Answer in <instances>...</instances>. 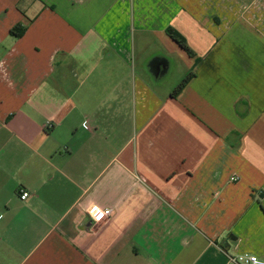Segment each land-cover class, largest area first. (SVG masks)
Returning a JSON list of instances; mask_svg holds the SVG:
<instances>
[{
  "label": "crops",
  "instance_id": "crops-1",
  "mask_svg": "<svg viewBox=\"0 0 264 264\" xmlns=\"http://www.w3.org/2000/svg\"><path fill=\"white\" fill-rule=\"evenodd\" d=\"M237 253L264 258V0H0V264Z\"/></svg>",
  "mask_w": 264,
  "mask_h": 264
},
{
  "label": "built area",
  "instance_id": "built-area-1",
  "mask_svg": "<svg viewBox=\"0 0 264 264\" xmlns=\"http://www.w3.org/2000/svg\"><path fill=\"white\" fill-rule=\"evenodd\" d=\"M236 179V176L231 178L232 181ZM29 195L30 193L27 190H22L20 197L26 199ZM88 214L94 221L100 223L112 216L113 209L91 206L88 208ZM227 258L228 264H264V258L252 253L228 254Z\"/></svg>",
  "mask_w": 264,
  "mask_h": 264
},
{
  "label": "rangeland",
  "instance_id": "rangeland-1",
  "mask_svg": "<svg viewBox=\"0 0 264 264\" xmlns=\"http://www.w3.org/2000/svg\"><path fill=\"white\" fill-rule=\"evenodd\" d=\"M184 1L185 0H183V3H184ZM242 1L247 2L249 0H242ZM150 46L151 47L152 46H157L156 40H150ZM154 52H156V51H150V53L147 55V58H146L147 61L145 60L146 61L145 63H147V65H148V61L152 58V55L154 54ZM170 59H171L170 69H169V71L166 73V75L161 80H162V83H166V84H168V86H173V88L175 89L177 87V85L182 81V79L190 71L188 69H186V67L184 66V63H183L182 59L175 57V55L170 56Z\"/></svg>",
  "mask_w": 264,
  "mask_h": 264
},
{
  "label": "trees",
  "instance_id": "trees-1",
  "mask_svg": "<svg viewBox=\"0 0 264 264\" xmlns=\"http://www.w3.org/2000/svg\"><path fill=\"white\" fill-rule=\"evenodd\" d=\"M167 34L187 53L192 54V50L190 46L188 45L185 37L178 32L176 29H174L172 26H169L166 30ZM194 76L193 72H189L182 81L177 85V87L172 91V95L176 96L178 93H180L187 83L191 80V78Z\"/></svg>",
  "mask_w": 264,
  "mask_h": 264
},
{
  "label": "water",
  "instance_id": "water-1",
  "mask_svg": "<svg viewBox=\"0 0 264 264\" xmlns=\"http://www.w3.org/2000/svg\"><path fill=\"white\" fill-rule=\"evenodd\" d=\"M151 70L155 73V75H159L160 73H165L166 68H162L161 65L158 64L155 68H152Z\"/></svg>",
  "mask_w": 264,
  "mask_h": 264
}]
</instances>
